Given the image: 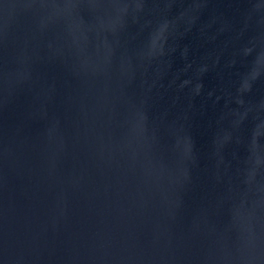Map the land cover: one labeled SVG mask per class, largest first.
<instances>
[{"label":"water","instance_id":"water-1","mask_svg":"<svg viewBox=\"0 0 264 264\" xmlns=\"http://www.w3.org/2000/svg\"><path fill=\"white\" fill-rule=\"evenodd\" d=\"M0 264H264V0H0Z\"/></svg>","mask_w":264,"mask_h":264}]
</instances>
